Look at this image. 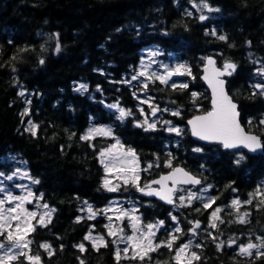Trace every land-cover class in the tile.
Segmentation results:
<instances>
[{"label": "trees", "instance_id": "16d2710c", "mask_svg": "<svg viewBox=\"0 0 264 264\" xmlns=\"http://www.w3.org/2000/svg\"><path fill=\"white\" fill-rule=\"evenodd\" d=\"M194 3H207L219 11L201 21ZM221 35L226 39H218ZM148 47L161 49L191 69V75H183L177 83H187V88L153 81L145 90L126 82ZM208 55H214L219 66L225 62L237 66L226 78L228 92L238 103L245 129L264 142V125L259 123L264 95L253 87L262 82L257 69L264 67V0H0V172L14 168L11 155L25 162L31 178L39 181L33 185L34 194L55 209L51 222L46 227L37 224L28 236L31 254L39 255L43 264H81V260L84 264H175V250L187 239L193 227L190 222L208 226L210 212L216 207L224 214L233 212L231 203L239 199L242 208H254L251 226H208L195 264H264V256L242 257L226 245L230 240L245 243L247 234L255 230L264 233V204L260 203L264 196L256 194L258 188L264 192V149L254 156L225 152L219 145L193 141L186 126L191 116L210 110V95L200 78ZM77 83L87 90L76 91ZM23 91L26 96L20 94ZM142 96L152 97L161 109L152 117L148 103L143 105L148 121H159L156 130L136 126L145 120L140 112ZM113 102L131 115L118 119L106 106ZM173 111L179 115H172ZM92 124L111 125L113 139L135 151L141 187L183 166L209 188L215 203L207 209L199 199L191 206L168 207L139 195L144 224L163 221L157 242L167 240L176 227L182 229L172 250L161 247L143 262L124 256L117 261V243L108 235L100 212L115 195L134 194V186L121 183L115 192L103 187L106 172L99 153L113 139L101 135L82 139ZM31 125H36L35 135L28 130ZM177 125L181 135L167 131ZM240 155L245 159L237 165ZM169 161L171 167L166 166ZM250 199V204L243 203ZM84 201L97 212L94 219L88 218ZM89 231L102 235L107 246L93 248L84 239ZM221 241L224 246L218 250ZM45 243L54 255L41 247ZM80 244L86 251L79 250ZM19 264L27 261L21 257Z\"/></svg>", "mask_w": 264, "mask_h": 264}, {"label": "snow or ice", "instance_id": "6c2138e0", "mask_svg": "<svg viewBox=\"0 0 264 264\" xmlns=\"http://www.w3.org/2000/svg\"><path fill=\"white\" fill-rule=\"evenodd\" d=\"M193 7H201L200 5L193 4ZM202 7L207 9V11H219V9H213L207 3H203ZM191 15V12L187 13ZM201 21L208 19V17L201 15L199 17ZM207 34V33H206ZM215 35V32L212 33ZM220 40H225L226 37L221 35L218 37ZM56 51H60V47L57 46ZM150 57H156L161 55L159 50H153L148 53ZM41 64L44 63L43 60L40 61ZM207 63L209 66L214 65V61L212 59H208ZM160 67L164 69L163 74L158 73L157 71H149L147 67L144 66L143 61H141V70L138 74L133 75L131 80H138L139 77H144V81L141 82V86L147 90L149 87V83L153 81H159L161 84L167 85L169 80L174 75H191V69L187 67L185 64H177L174 68H170L167 65L161 64ZM236 65L231 62H225L224 70L219 71L215 68L212 69V75H205L204 79L208 80L209 85L213 89V100H212V111L208 112L206 115L197 116L193 120L189 121V124L192 125V134L197 136L201 140H206L210 142H217L223 145L226 149H232L237 147H244L248 149L250 152H256L257 150L264 149V142L256 136L252 135L251 133H246L244 128L241 127L238 117L239 112L237 111V105L232 102V100L228 97V95L224 91V81L215 79V77L223 76V75H231L232 71H235ZM231 70V71H229ZM209 71L208 68H205V72ZM258 75L264 77V67L257 69ZM130 83V81H126ZM173 88H187V83L175 84L173 83L170 85ZM253 87L259 92L260 95H264V83H256ZM84 91L87 90V86L84 84L79 85L76 88V91ZM99 90V89H98ZM24 95L23 92L20 93ZM256 92H253V95H256ZM193 97L196 96V93H192ZM152 97H148L147 100H141L140 103H148L149 107L152 109L151 115L156 116L158 111H161L158 105H154L151 103ZM30 103V101H29ZM108 107L117 109L119 112V117L121 121L131 115L130 110H125L119 108L118 105H108ZM163 111H168L167 108L163 109ZM141 115L144 114V110L140 109ZM27 114V109L25 110L22 115ZM172 115H179L178 111H173ZM159 121L149 122L147 117L143 122H138L136 124L137 127H145V131L148 130H156V124ZM249 124L252 123L251 120L248 121ZM261 125H264V119L259 121ZM31 124V121H29ZM164 124L171 125L170 121H164ZM36 125H31L29 131H32L33 135H35L34 129ZM169 132H175L176 135H181L182 129L174 126H170L167 128ZM112 136L111 129L106 128H91L83 137L84 140H91L95 136ZM123 149V145L120 144V141L117 140L115 144L103 149L100 151V162L104 165L105 172H110L115 169L117 172L126 173L124 175H120L117 178L121 179L124 185L132 184V186L136 187L138 191L145 195H156L160 199L165 200L169 204H173V193L176 191V184H191L193 186L201 184V180L195 176H192L188 172H186L182 168H175L173 169L172 173L166 176H161L159 180H153L151 183H146L143 187L140 186V176L138 173V160L136 153L133 149L129 148L127 151H121ZM196 152L201 151L200 148L193 149ZM121 157H131L130 160H125L124 163H127L129 166L127 168L122 167L120 164L116 163L120 161ZM11 159H15V157H10ZM245 157L243 155L239 156V159L235 161L237 165L243 161ZM153 165L149 164L148 167L151 168ZM167 167H171V161L166 164ZM145 171L147 169H144ZM19 175V170H16L12 174H6L4 172H0V177L3 179L0 180V193H6L3 198H0V237H3L0 240V264H19L20 258L23 257L27 264H41V257L39 255H33L31 253L30 245L32 241L28 239V236L31 232L35 231V225H33L32 221L37 219V212L28 211L25 208L26 203H32V198L34 194L31 191H28L24 196H16L13 195L10 190L3 186V180L11 181L15 177ZM27 176V173H23L20 175L19 178L23 179ZM172 181L173 187L169 188L167 186V182ZM32 183H39L38 180L33 179ZM152 184H158L161 186L159 190L152 189ZM26 187V186H24ZM103 187H105L109 192L117 191L120 188L119 184L112 185L109 179H105ZM235 190V189H234ZM209 191V188L201 189L199 193L188 191L186 196L179 197L180 206H191V203L194 200H202L203 207L205 209L210 208L212 204L215 203V198L205 197L204 193ZM261 196H264V192L261 191L260 188L257 189V193ZM256 194H253L255 196ZM42 199V196L40 197ZM187 201V203H185ZM251 199L245 201L243 203H251ZM261 204H264V199L260 201ZM5 204L14 205L13 207L5 208ZM86 206V210L88 212V218L94 219L97 215V212L93 210L92 206L88 204L87 201H84ZM242 202L239 199H234L231 203V206L237 212V221L238 223H246L247 217L249 213L244 212L240 214L239 209ZM39 207V205H37ZM47 211L43 212L39 215L38 224L40 226L46 227L48 223L51 222L52 214L55 212L54 208H49L48 204H44L42 206ZM104 212L108 211H115L117 213L116 219L123 221L127 218L130 222V226L134 232H138L139 235H130L125 236L123 227L116 228L111 221L113 217L109 216L107 219L110 221L108 225H106L108 229V235L114 237L113 243H116L117 240L120 242H125L128 246L124 249L117 248L116 250V259L119 262L121 259V254L123 253L124 258L137 260L139 259L143 262L145 259L151 260L150 253L157 251L161 247H166L169 250L173 249V245L179 239L176 233L182 232V229L176 227L174 231L169 235V238L164 241L157 242L155 240L156 231L158 230V225L163 226V221H159L158 224H147L146 231L140 230L138 227V222L140 217L135 215L136 209L133 207L130 210L124 211L121 209H113L108 208L106 210H102ZM199 211V209H197ZM222 211L220 207H216L214 211L211 213V218L209 222V227L212 229H216L218 227L216 221L220 223H224V221L220 218L219 213ZM173 221L176 220V217H172ZM80 218H77V222H79ZM13 221L16 223L13 224ZM193 223L192 229H190L191 234L193 236L197 235L196 229L200 228V222H190ZM212 234L209 233V236ZM213 240L216 237H212ZM85 240L92 242V247L95 249H99L100 247H106L107 244L105 242L104 237L102 236H93L92 232L89 233L84 237ZM261 239L260 244H256L253 242H249L246 245L239 246V255H246L251 257L253 255V250L256 252V257L259 258L260 256H264V252H261L260 249L264 248V238ZM235 244V240H230L228 246L231 247ZM196 247H200L199 244L195 245ZM224 246V242L221 241L217 243V249H221ZM42 248H44L49 256L54 255V251L51 250V245L49 244H42ZM81 252L86 251L84 244L77 245ZM192 247V241L189 240L188 242L182 244L179 248L175 250V255L173 256V260L175 264H193V261H199L200 256L196 252H190V248ZM131 249V256H129V251ZM190 252V255H189ZM81 264L84 262L81 260ZM159 264V262H157Z\"/></svg>", "mask_w": 264, "mask_h": 264}, {"label": "rangeland", "instance_id": "374dc122", "mask_svg": "<svg viewBox=\"0 0 264 264\" xmlns=\"http://www.w3.org/2000/svg\"><path fill=\"white\" fill-rule=\"evenodd\" d=\"M197 5H200L201 7H199V8L193 7V8L198 12L199 16L204 15L206 17H210V16L213 15V13H215V11L209 12V11H207V9H204L202 7V5H203L202 3H197ZM191 11L192 10L189 9V12H191ZM153 50H159L161 52V55H158L156 57H150L148 55V53L150 51H153ZM141 61H143L144 66L147 67L150 72L153 71V70H155V71H157L158 73H161V74H163V72H164V69L162 67H160L161 64L167 65L170 68H174L177 64H184V63H180L179 61L175 60L172 56L166 55L161 49L156 48V47H148V48H146L143 51V56L141 58ZM141 61H140L139 65H138V67L134 70V72L131 73L129 75V77L126 79V81H130V84L131 85H139L140 86L141 85V82L144 81V77H139L138 80H131V77L133 75L138 74V72L141 70ZM182 76L183 75H174L171 78V80H169L168 83H170V84L180 83V78ZM261 83H264V77H262V82ZM79 85H81V83L75 84V88H78ZM81 90L84 91L83 89H81ZM23 93H24V96L27 95V93L25 91H23ZM148 97L149 96H142L140 98V101L141 100H147ZM151 103L153 104L152 101H151ZM113 104H116V105L119 106V108H122V106L119 103H117V102H113V103H110V104H106V106L108 107V105H113ZM143 105L144 104H141L140 103V109H143L144 110ZM108 108L110 110L114 111L115 113H117V115H119V112H118L117 109H113V108H110V107H108ZM122 109H124V108H122ZM147 114L148 113L144 112V114L142 115V118L145 119L146 117L148 118L149 116H152V115H150L151 113L149 114V116ZM152 117H155V116H152ZM261 119H264V112H263V115H262V118ZM153 121H157V120H155V118L152 120V118H151L150 123L153 122ZM174 127L180 128L178 125L177 126H174ZM91 128H106V129H111V132H112L111 125H107V124H103V125L92 124L89 127V129L87 130V132ZM108 137H112V139H113L114 138L113 137V132H112V136H108ZM117 140L118 139H113L111 145L115 144ZM111 145H109V146H111ZM121 151H127V149H124L123 148ZM10 157H15V159L13 160ZM10 157L9 158L11 159V161L14 164V168L12 169L11 172H4V173H6V174H12L16 170H19V175L17 177H15L11 181L3 180V186L6 187L8 190H10L12 192V194L13 195H16V196H24V195L27 194L28 191H31L34 194V191H33V185H34V183H32V180L33 179L31 178V176H30V174L28 172V169H27V166H26L25 162H23L22 160L18 159L14 155H11ZM130 159H131V157H127V158L121 157L120 161H117L116 163L120 164L124 168H127L129 165L127 163H124V161L125 160H130ZM137 160H138V173H139V176H140L141 166H140V163H139V159L138 158H137ZM25 172L27 173V176L24 177L23 179L19 178V176L20 175H23V173H25ZM124 174H126V173L117 172L115 169H113V171H110V172H107L106 173V179H109L111 181V184L112 185L119 184L120 187H121V185H122L121 183H123V181L121 179H118L117 177L120 176V175H124ZM2 179L3 178L0 177V180H2ZM139 184H140V182H139ZM24 186H26V187H24ZM204 188H206V187L205 186H201V187L195 188V189H182V190H180V192L178 193V196H177V198H178V204H180L179 197L186 196L188 191H193V192L199 193L200 190L201 189H204ZM117 191H119V189ZM133 191H134V194L135 195L134 194H128L126 196H117V195H115L114 197H112L110 199V201L108 202V204L106 206L102 207L101 210H106L108 208H113V209H121V210L127 211V210H130L133 207H135L136 209H138V211H136L135 215H137V216L140 217V220L138 222V227L140 228V230L146 231V225H147V223L144 224V222L142 220V215L139 212V202L141 201L139 195L140 194L141 195H145V194H143L140 191H138L136 187H134V190ZM5 195H6V193H0V198H3ZM204 196L206 198L209 197L208 191L206 193H204ZM44 204L45 203H43L41 201L40 197H37L35 194H34V196L32 198V203H26L25 204V208L28 211H34V212H37V214H38L37 215V219H35V220L32 221L33 225H35V226L38 224L39 215L42 214L43 212L47 211V209H44L42 207ZM37 205H39V207H37ZM13 206L14 205H11V204H5V208L13 207ZM100 213H102V215L106 218L105 219L106 220V223H107L106 225H108L110 223V221L107 219V217H109V216L113 217V220L111 221V223L116 228L123 227V229H124V233L123 234L125 236L139 235L138 232H134L133 231V229L130 226V222H129V220L127 218H125L123 221L117 220L115 218L116 215H117V213L115 211H108V212L101 211ZM15 223L16 222L13 221V224H15ZM148 224H158V223L157 222H151V223H148ZM160 228H164V224H163V226H159L158 225V230H155L156 231V235L158 234V231L160 230ZM199 230L200 229H198L196 231H199ZM91 232H92V235L93 236H102V235H99L98 233H94L93 231H91ZM189 240L192 241V247L190 248V252H195L193 248H194V244H195L196 240L191 235V232L188 233L187 239L184 240L183 242H181V244L177 248H179L182 244L188 242ZM116 243H117V248H119L121 250L124 249L126 246H128L125 242H120L118 240H117ZM242 245H246V244H242ZM239 246H241V245H239ZM30 249H31V246H30ZM190 252H189V255H190ZM0 254H2V253H0ZM130 254H132L131 253V249L129 251V255ZM121 256H123V253L121 254ZM193 264H195V261H193Z\"/></svg>", "mask_w": 264, "mask_h": 264}, {"label": "water", "instance_id": "95a60500", "mask_svg": "<svg viewBox=\"0 0 264 264\" xmlns=\"http://www.w3.org/2000/svg\"><path fill=\"white\" fill-rule=\"evenodd\" d=\"M209 58L212 59V60L215 62L214 65H212V66H209V65H208L207 60H208ZM205 68H208V69H209V71H208L207 73L205 72ZM213 68H215L216 70H219V71H223V70H224V65H223V66H219V64H218V62H217V58H216L214 55H208V56H206L205 59H204L203 66H202V74H201V77H200V78H201V81L204 83L205 87L207 88V90H208V92H209V95H210V110L207 111V112H205V113L195 114V115L191 116V117L186 121V125H187V127H188V129H189L190 136H191L192 140L195 141V142H197V143L205 144V145H211V146H213V145H220V146L222 147V150L225 151V152H236V151H239V150H243V151H245L249 156H254V155H257V154H259V153H262V152H263V149L257 150L256 152H250L248 149H246V148H244V147H242V146H241V147H237V148H232V149H226V148H224L223 145L220 144V143H217V142H210V141H206V140H201V139H199L197 136H194V135L192 134V125L189 124V121H190V120H193V119H194L195 117H197V116L206 115L208 112L212 111L213 89H212V87L209 85L208 80L204 79V77H205V75H209V76H211V75H212V69H213ZM229 71H231V70H229ZM232 72H234V71H232ZM229 76H230V75H223V76L215 77V79H219V80H223V81H224V85H223V87H224V91H225V93L228 95V97L232 100V102L235 103V104L237 105V111L239 112L238 120H239V123H240L241 127L244 128V131H245L246 133H251L252 135H256V136H258V137L261 139V141H262L261 136L257 135L256 133H253V132H248V131L245 129V127L243 126V124H242V122H241V112H240V110H239L238 103L235 102V101L233 100L232 96L229 94L228 89H227V80H226V78L229 77ZM175 168H182V169H184L186 172H188L189 174H191L192 176H195V177H197L198 179L201 180L200 177L194 175L193 173H191L190 171H188V170H187L186 168H184L183 166H175L173 169H175ZM173 169H171V170H170L169 172H167V173H163V174L159 175L158 177L154 178L153 180H159L161 176H166V175L171 174L172 171H173ZM153 180H151V181H153ZM151 181H149L148 183H151ZM201 181H202V180H201ZM199 185H201V184H199ZM199 185H195V186H193V185H191V184H176V185H175V187H176V191L172 194V195H173V200H174V203H173V204H169V203H167L165 200L160 199V198H159L158 196H156V195H151V196H150V195H147V197L150 198V199H154V200H156V201H158V202L164 204L165 206H173V205L175 204V193L177 192V190H178L179 187L195 188V187H198ZM167 186H168L169 188L173 187L172 181H168V182H167ZM151 187H152V189H156V190H159V189L161 188V186L158 185V184H152ZM41 264H43L42 261H41Z\"/></svg>", "mask_w": 264, "mask_h": 264}, {"label": "flooded vegetation", "instance_id": "af4514ba", "mask_svg": "<svg viewBox=\"0 0 264 264\" xmlns=\"http://www.w3.org/2000/svg\"><path fill=\"white\" fill-rule=\"evenodd\" d=\"M261 187H264V184H263V186L261 185ZM176 202H178V198H177V201ZM240 208H241V209H239L240 214H243L244 212L249 213L248 217L246 218L247 219V222L246 223L241 224V223L236 222L237 221V215L238 214H237L236 210H232L231 208H229V210H232L233 212L229 211L230 213H228V214H224L222 212L219 213V216L224 221V223H220L219 221H216V223L217 224H225V223L229 224V223H232L233 225H239V226H241V225L251 226V223H252L253 219L255 218L254 208L251 209L250 207H247L246 205L244 206V208H242L241 206H240ZM226 210H228V209H226ZM209 214H210L209 216H211V212ZM199 222H200V228H199L200 230L199 231H196L197 232V235L193 236L191 234L194 237V239L196 240V242L194 244V248H193L195 252H196L197 249H200L201 248V243H202L201 237H202V235H205L206 233L208 234V232L210 231L208 229V226L203 225L201 221H199ZM176 224H178V223L176 222ZM252 227L256 228V226H253V225H252ZM196 230H198V229H196ZM258 238H264V233H260V232H258V230H255L254 233L247 234V237L245 238V241L246 242L243 243V244H247L249 242H253V243H256V244H260L261 243V239H258ZM196 244H199L200 247H196L195 246ZM228 244L229 243L226 242V245L227 246H228ZM239 245H242V244H238L236 242L235 244H233L230 247V248H232L233 253H238L239 252ZM260 251L261 252H264V248H261ZM253 255L256 257L255 250H253ZM243 256H246V255H242V257Z\"/></svg>", "mask_w": 264, "mask_h": 264}]
</instances>
